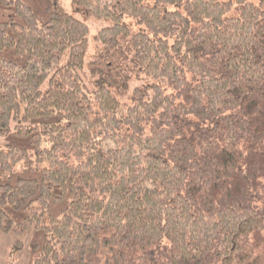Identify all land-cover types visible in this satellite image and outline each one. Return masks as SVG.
Wrapping results in <instances>:
<instances>
[{
  "label": "trees",
  "instance_id": "obj_1",
  "mask_svg": "<svg viewBox=\"0 0 264 264\" xmlns=\"http://www.w3.org/2000/svg\"><path fill=\"white\" fill-rule=\"evenodd\" d=\"M72 2L107 23L92 89L86 22L0 0L12 255L29 236L31 264H264V0Z\"/></svg>",
  "mask_w": 264,
  "mask_h": 264
},
{
  "label": "rangeland",
  "instance_id": "obj_2",
  "mask_svg": "<svg viewBox=\"0 0 264 264\" xmlns=\"http://www.w3.org/2000/svg\"><path fill=\"white\" fill-rule=\"evenodd\" d=\"M61 6L68 11L70 14L75 15L78 19L86 22L91 30L90 34V50L87 59V67L85 69V83L92 89L91 82H95L97 79L93 77L91 71L94 69H98L99 71L106 72L105 65L102 64V53L103 46L96 42V35L102 30L107 23L100 22L92 17H90L85 11H77L74 6L72 0H59ZM117 75V74H116ZM91 81V82H90ZM132 86L135 87L141 82L137 80H132ZM4 144L3 139L0 137V146ZM17 238L14 234H3L0 233V264H31L32 263V249L30 246V237L24 236L23 241L25 243V247L23 251L12 255L13 247L15 245Z\"/></svg>",
  "mask_w": 264,
  "mask_h": 264
},
{
  "label": "bare ground",
  "instance_id": "obj_3",
  "mask_svg": "<svg viewBox=\"0 0 264 264\" xmlns=\"http://www.w3.org/2000/svg\"><path fill=\"white\" fill-rule=\"evenodd\" d=\"M110 60V59H109ZM127 69V68H126Z\"/></svg>",
  "mask_w": 264,
  "mask_h": 264
}]
</instances>
